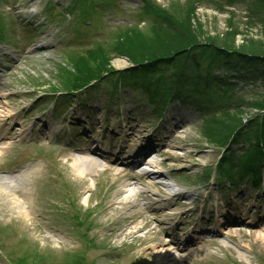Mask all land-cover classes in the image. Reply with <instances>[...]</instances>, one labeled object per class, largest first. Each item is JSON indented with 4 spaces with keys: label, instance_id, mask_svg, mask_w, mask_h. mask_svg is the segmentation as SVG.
<instances>
[{
    "label": "rangeland",
    "instance_id": "1",
    "mask_svg": "<svg viewBox=\"0 0 264 264\" xmlns=\"http://www.w3.org/2000/svg\"><path fill=\"white\" fill-rule=\"evenodd\" d=\"M75 2L91 10L86 21L82 7ZM49 4H53L52 14ZM2 11L16 29L18 46L0 47V125L11 113L20 111L21 116L8 122V138L0 140V164L9 169L0 177L23 178L18 201L25 206L30 201L36 208L27 211L18 207L13 214L7 212L8 206L7 211L5 206L0 209V264H156L152 249L172 250L171 244L161 245L167 234L159 229L162 222L169 221L167 228L174 224L185 207L165 200L150 205V201L163 199L167 191L163 185L141 178L140 171L121 177L117 172L123 167L115 163L92 175L88 171L79 174L71 164L76 147L88 149L92 145L79 142L86 126L76 125L87 124L85 119L98 128L99 138L109 128V118L116 131L122 123V132H116L122 134L121 146L134 152L141 139L165 127L171 115L167 113L163 120L150 118L144 110L147 94L139 86L135 89L119 83L112 95L116 78L109 75L102 77L100 84L64 94L65 98L46 94L69 89L68 79H85L100 73L106 64L128 79L160 84L164 91L172 84L184 82L188 87L191 82L212 108L204 124L200 119L193 121L194 113L178 137H167L165 154L157 161L165 173L162 180L194 187L200 205L207 193L200 189L212 191L210 207L222 213L208 227L209 242L201 241L177 254L186 256L185 264H264L263 194L248 181L232 189L226 176L218 181L217 169L224 163L220 159L224 148L217 145L229 136H238L241 130L248 137L245 140L252 142L243 156L248 151L251 158L264 150V128L259 121L264 109V80L250 79L251 75H247L248 80L240 79L231 71L228 81L218 87L208 81L226 76L225 66L238 71L244 68L247 73L256 62L247 58L264 56L256 54L264 53V0H0ZM30 19L43 30L36 39L28 38L25 25ZM140 56H147L146 67L159 63L154 72L133 70L140 67L130 59ZM258 65L264 67L261 62ZM109 70L103 74L112 72ZM23 105L26 108L22 111ZM54 105L66 112H57L60 118L51 121L53 127L41 136L43 120L51 117ZM132 127L142 133H135ZM148 127L152 129L143 133ZM19 132L22 143L8 148L7 141ZM112 141L108 136L104 148L109 149ZM245 145H236L235 154L242 153ZM138 187L149 189V201L133 191ZM124 198H129V203L119 205ZM153 209H159L154 210V218ZM184 226L179 225L176 234L185 238L192 233L191 227ZM78 253H85V261H78Z\"/></svg>",
    "mask_w": 264,
    "mask_h": 264
},
{
    "label": "bare ground",
    "instance_id": "2",
    "mask_svg": "<svg viewBox=\"0 0 264 264\" xmlns=\"http://www.w3.org/2000/svg\"><path fill=\"white\" fill-rule=\"evenodd\" d=\"M178 121H180V120H178ZM177 124L180 126L179 123H177ZM100 157H102L103 159H107V157H105V156H100ZM71 159H72L71 160L72 161L71 164L77 169L79 174H83V175H85L86 171H88L87 174H91L92 175L94 172L100 171L101 167L106 166L105 164H103L102 162L97 161L96 159H94L91 156L87 157L85 152H78L77 157L74 156ZM130 166H133V165H130ZM134 169H136V167H133L132 171H134ZM105 170H106V168H105ZM117 174L119 176H124L125 174H129V172H127L126 169H120V170H118ZM150 176H152L153 178H162V173L152 174ZM12 183H13V185H15V183L13 181L9 180V179H6V180H4L2 178L0 179V187H1L0 188V209L2 210V207L5 206L6 207V211H7V206H8V211L7 212H10V214H13L15 208H18V207H24V208H26L27 211L33 210L34 208L31 206L30 201H29V204L26 205V206L21 200H20V202L18 201V198L22 197V196H20V193H22V191H21L22 189H19V188L7 189L9 187L5 188V185L12 186L11 185ZM124 184H127V183H124ZM131 185L132 184L128 183L127 185H124V186H128L129 187ZM168 187L173 188V186H171V185H169ZM133 191H137V195L138 194L142 195V194H147V192L149 190L147 188L140 187V188H137V190L134 189ZM24 194H25V197H26L25 200H27L28 194L27 193H24ZM129 200H130L129 198H124V199L120 200V202H118V204L119 205L127 204V203H129L128 202ZM7 203L8 204L11 203L12 205L9 206V205H7ZM155 211H152L153 212L152 213L153 214L152 215L153 218L155 217V214H154ZM131 218H132V216H131ZM234 232L235 233H239V232H242V231L241 230H239V231L238 230H234ZM166 242L167 241H161V243H162L161 245H164ZM166 244H168V243H166ZM186 244L189 245V243H187V241H185L184 247L188 246ZM164 246L166 247V245H164ZM156 247H157V245H154V248H156ZM177 247L180 249L181 247L183 248V245L182 244L179 245L177 243ZM171 248H172V250L171 249H165V251H164V248L163 249H159V251L152 249V251L154 253L151 252L150 254L151 255H153V254L157 255L156 264H166L168 261H173V262H182V261H184L183 260L184 256L177 254L178 253V249L176 247H171Z\"/></svg>",
    "mask_w": 264,
    "mask_h": 264
},
{
    "label": "trees",
    "instance_id": "3",
    "mask_svg": "<svg viewBox=\"0 0 264 264\" xmlns=\"http://www.w3.org/2000/svg\"><path fill=\"white\" fill-rule=\"evenodd\" d=\"M156 25H158L157 24V22L155 23ZM1 29V28H0ZM1 31V30H0ZM123 33V32H122ZM189 41H191V40H189ZM192 42V41H191ZM174 46V47H173ZM175 47H177V45H172V48H175ZM256 54H264V53H262V52H260V53H256ZM263 59V60H261V59ZM148 58H147V56H143V57H132L130 60H131V62H134V63H136V64H139L140 66L141 65H143L144 63H146L145 61L147 60ZM247 59H249V60H255L256 62H255V64H252L251 66H250V69H249V71L246 73V71H245V69L244 68H242V69H240L239 71L238 70H232V67H230V66H225L226 67V69H227V71L228 72H230V71H235L236 73H237V75L239 74V78L240 79H245V80H248V76L247 75H251V77L252 78H250V79H263L264 80V67L262 68V66H260V65H258V63L259 62H261L262 64H264V56L263 57H256V58H252L251 56H249ZM258 61V62H257ZM109 66H110V64H106V65H103L101 68V72L99 73V72H97L96 74H93V75H88L85 79H80V77H78V79H74V80H70V79H68V81H69V87H71V88H77V87H80V86H82V85H85V84H87V83H89L90 81H92V80H95V79H98V78H100L101 76H103L104 74H103V72H106V70H109ZM237 66L239 67V65L237 64ZM155 67H156V64L155 65H153L150 69H149V71H152V70H154L155 69ZM99 70H100V68H99ZM98 70V71H99ZM109 71H112V73L114 72L113 70H109ZM99 73V74H98ZM110 73V72H109ZM244 73H246L245 75H244ZM212 75V74H211ZM211 77V76H210ZM228 77H229V74H227V76H224V77H219V76H215V78H213V79H211V78H208V81H209V83H211V84H213V85H216V87H218V84H220V83H225V80L226 81H228ZM83 80V81H82ZM84 80H85V83H84ZM82 81V82H81ZM68 86V85H67ZM178 91H180L179 89H177V92ZM263 109V108H262ZM256 124H257V122H256ZM260 126H263V128H264V117H263V119H262V121H261V124H260ZM262 128V127H261ZM258 132V131H257ZM227 135V134H226ZM225 135V136H226ZM230 137V136H229ZM228 137V138H229ZM228 138L227 139H224L221 143H220V145H224L225 143H226V141L228 140ZM262 142V141H261ZM257 145H259V144H257ZM259 152H255L254 153V157L251 155V158L248 156V151L246 152V155H245V160H246V162H248V164L249 165H251V166H253V167H257V168H260V167H263L264 166V150H258Z\"/></svg>",
    "mask_w": 264,
    "mask_h": 264
}]
</instances>
